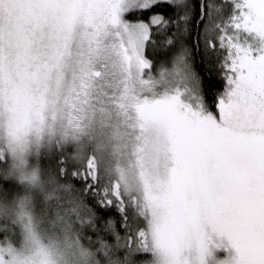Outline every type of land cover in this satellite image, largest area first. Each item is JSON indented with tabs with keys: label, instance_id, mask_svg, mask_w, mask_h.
<instances>
[{
	"label": "snow or ice",
	"instance_id": "1",
	"mask_svg": "<svg viewBox=\"0 0 264 264\" xmlns=\"http://www.w3.org/2000/svg\"><path fill=\"white\" fill-rule=\"evenodd\" d=\"M0 264H264V0H0Z\"/></svg>",
	"mask_w": 264,
	"mask_h": 264
}]
</instances>
